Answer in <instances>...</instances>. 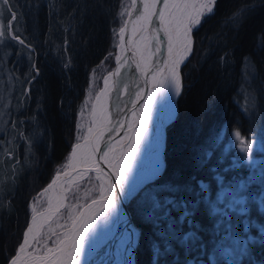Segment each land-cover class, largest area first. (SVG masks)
<instances>
[{"label": "snow or ice", "instance_id": "obj_1", "mask_svg": "<svg viewBox=\"0 0 264 264\" xmlns=\"http://www.w3.org/2000/svg\"><path fill=\"white\" fill-rule=\"evenodd\" d=\"M139 2L143 12L137 20H151L155 14L168 42V56L159 63H153L148 70L150 79L146 76L144 81L147 90L140 88L132 93L131 103L136 105L132 112L135 120L125 124V130L117 141L118 155L110 157L109 151H104L98 157L107 161L108 168L93 160L95 172L99 174L95 178L91 174L80 173L81 180L89 187L76 185L77 190L84 189L85 194L84 203L78 208L71 202L80 198L75 192L67 197L68 205L61 203L52 210L49 202L48 211L52 213L49 221L53 216L58 219L49 228L42 245L39 234L33 235L35 217H29L27 212L22 233L11 234L15 236V242L0 223V259L3 264H85V261L89 264H135L136 250L145 235L132 224L128 208L149 225L146 243L151 252V264H162V261L164 264H264V258L257 259L254 254L259 249L260 256L264 257V222L252 214L255 210L257 215L264 217V161L253 160L255 137L242 135L237 120L235 130L231 132L230 145L220 150L224 139L222 131L193 144L181 170L173 172L166 180L163 177L168 164L161 156V149L165 146L164 127L176 116V98L184 94L186 87L183 83L184 66L207 40L210 51L205 53V57L215 55L213 66L217 72L227 71L234 63L230 57L235 56L238 47H230V41L239 36L250 16L258 10L264 12V0H231V7L224 10L217 20L220 31L214 32L211 38L207 35L199 37L198 33L208 19L217 15L222 0ZM136 4L137 0H131V5ZM42 8H47L52 18L66 13L69 28L65 33L76 31L61 37L57 22L52 32L38 33L44 37L43 40L35 37L30 40L24 36L21 22L26 23L31 16L33 31H36L37 17ZM68 8L72 9L70 13ZM89 13L111 17L113 24L120 21V26L110 31L111 40L118 35L119 41L110 43L112 51L100 60V64H107L115 54L117 67L104 77L105 88L97 93L99 99L101 94L111 92L109 77H119L125 65L134 63L137 70L144 71L141 62L136 60L135 49L128 58L119 54L129 24L128 20L120 18L125 14L131 15L124 0H72L68 4H62L61 0H44L43 3L39 0H25V3L0 0V156L3 157L0 160V221L15 209L19 183L31 170L23 153L8 145L24 147L27 144L28 159L32 160L38 136L36 130L42 126L38 119L42 100L36 101V115H28L32 111L28 106L32 100V85L38 83L42 76L38 49H46L62 72H72L76 58L72 45L77 43L75 36ZM133 31H137L135 22ZM152 31L159 29L153 28ZM53 37L60 43L54 45ZM259 40L260 47L264 48V27L259 29ZM133 44L129 36L128 45ZM86 46L81 42V47ZM13 57L17 59L13 60ZM242 62L247 68L238 94L244 97V104L241 105L236 98H233V103L251 122L252 117H259L257 110L264 109V89L248 91L249 77L255 79V75L247 70L251 68L247 56ZM18 77L28 85L20 90L19 96L9 83H15ZM12 100H15V108ZM115 123L119 125L122 121L117 119ZM75 127L80 130L82 126L78 124ZM115 131L117 128L113 127L109 136ZM91 133L92 127L83 130L82 139L87 142ZM80 147L74 142L73 153ZM233 148L239 157H230L229 152ZM95 152V148L91 149L85 160L92 159ZM144 153L150 154L151 164L141 171ZM244 169H247L246 174ZM54 183L55 180L43 191H48ZM61 209L64 210L63 215Z\"/></svg>", "mask_w": 264, "mask_h": 264}, {"label": "trees", "instance_id": "obj_2", "mask_svg": "<svg viewBox=\"0 0 264 264\" xmlns=\"http://www.w3.org/2000/svg\"><path fill=\"white\" fill-rule=\"evenodd\" d=\"M20 2L25 3V0H20ZM39 2L43 3L44 0H39ZM71 2L72 0H61L62 4ZM230 7L231 0H222L217 15L207 20L200 28L198 36L207 35L211 38L214 32L220 31L217 20L224 14V10ZM71 11L72 9L68 8L67 12ZM37 19L36 31H33L34 25L31 16L27 18L26 23L21 22L23 25L21 31L30 40L33 37L43 40L44 37L38 33L40 31L52 32L56 29L57 22L60 25L61 37H64L65 34L72 35L76 31L73 29L72 32L65 33V30L69 28V16L66 13L52 18L48 14V9L42 8ZM119 26V20L113 24L111 17L89 13L88 18L79 27V34L75 36L77 43L72 45L76 58L74 68L70 73L62 72L53 57L47 54L46 49H38L42 76L38 83L32 85V100L28 105L32 109L28 115H36V101L42 100L38 116L42 126L36 130L38 136L35 139L36 146L32 150L34 158L28 159L27 144L24 147H20L18 144L8 145V147L23 153V158L28 161L31 169L19 183L15 209L0 221L7 228V235L11 237L12 242H15V236H11V234L23 231L26 212L30 216V201L33 196L49 182L55 171L62 166L76 140L77 112L86 93L92 70L98 67L102 74L111 69L114 64L115 54L107 64H100V60L112 51L110 43H116L117 37L115 40H111L110 31ZM261 27H264V12L258 10L257 13L249 17L245 26L241 28L239 36L230 41V47L232 45L238 47L235 56L230 57L234 63L229 66L227 71L217 72L213 66L216 60L215 55H212L211 58L205 57V53L210 51L207 40L198 48L197 54L184 66L183 83L186 86L184 94L177 98V114L165 127L164 159L168 164V170L163 179H169L173 172L181 170L193 144L221 131L224 134L220 145L222 151L231 141L229 135L235 130L237 120L241 125L242 135L246 138L256 134L264 137V109H258L259 117H252L250 122L249 117L241 112L236 103H233V98H236L241 105L244 104V97L238 94L247 68V65L242 62L244 56L249 58L251 64V68L247 70L255 75V79L249 77L248 91L264 89V48L260 47L259 40ZM81 42L86 43L87 46L81 47ZM58 43L60 41L53 37V44ZM212 43L214 44L215 41ZM15 59L17 57H13V60ZM8 67L11 68L12 65L9 64ZM15 74L18 76V73ZM9 83L16 89L17 96L22 88L28 87L27 84L22 83V78L19 77L15 83L11 81ZM0 87H2V82H0ZM11 103L15 108V100H12ZM7 118L5 116V120ZM25 127H29V125H25ZM45 129H47L46 132ZM229 155L236 157L238 152L233 148ZM2 159L3 157L0 156V160ZM214 191L215 185H213ZM25 201L28 203L25 204ZM129 210L133 221L145 235V239L141 240L140 246L136 250V264H151V252L146 243L149 225L145 224L131 208ZM252 214L258 221L264 222V217L257 215L255 210ZM259 252L260 250L257 249L254 253L257 259L264 258L260 256ZM168 260L170 261L171 257ZM0 264H3L2 259H0ZM162 264H164L163 261Z\"/></svg>", "mask_w": 264, "mask_h": 264}, {"label": "bare ground", "instance_id": "obj_3", "mask_svg": "<svg viewBox=\"0 0 264 264\" xmlns=\"http://www.w3.org/2000/svg\"><path fill=\"white\" fill-rule=\"evenodd\" d=\"M137 3L139 5V11H140L134 19L135 28L137 29V31L135 32L133 31V24H132L130 26V33L132 35V40L134 41L133 46L136 49V51L139 52L140 50H143L142 58L144 64H141V66L142 69H144V71L141 72L137 70L135 68V64L133 63L131 67L130 64L122 67L121 75L118 78L116 76H113L114 80L116 78L117 80H122L120 84L122 92L118 100L117 108L120 111V120L121 121L127 120V122L135 120V117L132 115V112L136 108V105L131 103L132 93H134L137 89L140 88H144L145 91L147 90L144 81L146 76H148V78L150 79V76L148 75V70L152 67L153 63H159L168 56V51H167L168 42L163 33V26L160 25L159 21L155 18V14H153L151 20H145V19L137 20V17L143 12V7L140 4L139 0H137ZM154 23L155 26L159 25L162 29L155 32L152 31L153 28H156L155 26H153ZM141 28L143 29L142 31H140ZM126 52H128V50ZM153 53H155V55H153ZM139 54L141 53L139 52L138 55ZM130 72H132V75L130 74ZM113 79L109 77V86L111 88V92L106 94H101L99 99H97L96 96L93 102V104L95 103V114H93V105H92L91 113H90V124L87 126V128L92 127V133L89 135L88 141L85 142L82 138L76 141V143L80 144L81 147L76 149L74 153L71 147L65 165L63 166V168L57 171V173H60V175L59 176L55 175V177L53 178V180H55L53 186L51 188H48V191L46 192L44 191L46 194V203L41 208L33 209V211L31 212L30 217H35V219L33 220L34 229H38L42 225V223L46 219H48L50 215H52L51 211H48L49 202L51 204L52 210L57 209L61 203L65 204L71 188L81 181L80 173L84 172L86 175L93 173V171L90 172L91 171L90 170L88 172L87 170L89 167L95 166L93 160H95L96 163H98L97 146L101 139L104 124H106L107 120L110 117V113L112 111L111 104L113 102L114 90H115ZM103 88H105L104 81L101 89ZM126 107L130 108V110L126 111ZM93 120L95 121V123H92ZM164 131H165V127H164ZM118 140H112L109 144V148L106 150L109 151L110 157L114 155H118V149H119V144L117 143ZM93 148L96 149L95 154L93 155L92 159L86 161L85 160L86 154L89 153ZM163 151H164V147L161 149L162 159H164ZM150 164H151L150 154L144 153L142 155L140 170L143 171L145 168L150 166ZM100 165H102V167L105 168L110 167L107 164V161L104 160L101 161ZM64 173H67V175H64ZM53 180L49 184H52ZM70 180L73 181L72 184L69 183ZM47 187L48 185L45 188ZM85 264H89V262L85 261Z\"/></svg>", "mask_w": 264, "mask_h": 264}, {"label": "rangeland", "instance_id": "obj_4", "mask_svg": "<svg viewBox=\"0 0 264 264\" xmlns=\"http://www.w3.org/2000/svg\"><path fill=\"white\" fill-rule=\"evenodd\" d=\"M125 5L128 6V10L130 11V1L126 0L125 1ZM126 16L127 14H125L122 17V20H126ZM119 41V36L117 35V42ZM123 53V47H121V49L119 50V54ZM115 55H114V64L111 67V69L107 70L106 72H103L101 74V69H99L98 67H95L91 74H90V80H89V84L88 87L86 89V93L84 95V98L82 99L78 112H77V122L76 125H81V129L76 131V141L80 140L83 137V130H85L87 128V126L90 124V113H91V108L93 105V102L97 96V93L100 91V89L103 86V78L106 74H108L112 69H114L115 66ZM82 113V114H81ZM230 140H231V133L229 135ZM253 137L248 136L247 138H251ZM255 137V147L253 150V160H261L264 161V137L260 134H256L254 135ZM231 141L227 144L230 145ZM72 147V146H71ZM71 149V148H70ZM69 152L67 154L66 159L68 158ZM236 157H239V153L238 155H236ZM66 160L63 162L62 166L59 167L58 170L55 171V173L57 171H59L61 168H63V166L65 165ZM258 168L260 167L259 165L257 166ZM247 172V169H244ZM246 172L244 174H246ZM93 176V178H95L98 174L97 173H92L91 174ZM78 184H84V187L87 188L89 187V185L85 182V181H80L78 182L76 185ZM76 185H74L69 194L68 197L71 196L72 193H77L78 196L80 197L78 200L73 199L71 202L73 204L76 205V207L78 208L80 205H82L84 203L85 200V194H84V189H79L77 190ZM44 188V187H43ZM43 188H41L38 192L35 193V195L33 196V199L30 201V215L31 212L33 211V209H39L42 206H44V204L46 203V194L43 191ZM69 204V199L67 198V201L65 203V205ZM75 211V209H73ZM64 214V210L61 209V215ZM30 217V216H29ZM58 217L53 216L52 217V221H48L44 224V226L42 227L41 231L38 233V239L40 241V244L42 245L46 239V234L49 231V228L54 226V223L57 221ZM60 223H65L64 220H59ZM68 226L70 227V223L68 224ZM62 231V230H59ZM32 251V248L30 247V252ZM42 254V252L40 253Z\"/></svg>", "mask_w": 264, "mask_h": 264}, {"label": "water", "instance_id": "obj_5", "mask_svg": "<svg viewBox=\"0 0 264 264\" xmlns=\"http://www.w3.org/2000/svg\"><path fill=\"white\" fill-rule=\"evenodd\" d=\"M130 5H131V0H130ZM129 12L131 13V15H127V16H126V20L129 21V24H128V27H127L126 32L124 33V35H125V40H124V44H123V46H122V47H123V53L121 54V56H122V57H125V58L130 57L131 54H132L133 49H135L133 45H131V46L128 45V37L131 36V38H132V35H131V33H130V26L133 24L135 17H136V16L138 15V13L140 12V11H139V5H138V3H137L136 5H131V7H130V11H129ZM153 26H155V23H154ZM155 27L158 28L159 30L162 29L159 25H158V26L156 25ZM145 32H146V31H145ZM144 46H145V45H144ZM125 49H127L128 52H126ZM135 50H136V49H135ZM142 51H143V50H140V51H139V52L141 53V54H139V55H138L139 52L136 51V57L138 58V59L136 58V60H137V61H140L141 64H142V62H143ZM123 55H124V56H123ZM131 65H132V64H130V67H131ZM116 67H117V62L115 63L114 69H115ZM114 69H112L111 71H114ZM130 69H131V68H130ZM111 71H110V72H111ZM130 74L132 75V72H130ZM113 78H114V77L112 76L111 79H113ZM117 78H118V77H117ZM117 78H116L115 80L113 79V80H114V86H115L114 89H115V90H114V98H113V102H112V104H111L112 111H111V113H110V117H109V119L107 120L106 124H104L103 130H102L101 139H100L99 144H98V146H97V154H98V157L102 156V155H103V152L106 151V150L109 148V144H110V142H111L112 140H118V139L120 138V136L123 134V132H124V130H125V124L127 123V120H122V123H121L120 125H117V124L115 123V121H116L117 119L120 120V111H119L118 108H117V104H118V100H119L120 94H121V92H122V91H121V86H120L122 80H117ZM129 110H130V108H127V107H126V111H129ZM110 121H111V123H110ZM113 127H116V128H117V131H115V132H111V135L109 136V132H110V130H111ZM164 133H165V131H164ZM101 161H103V160H99V159H98V163H99V164H101ZM101 166H102V165H101ZM90 170H91V171H95V166H94V167H89L87 171L89 172ZM56 174H57V173H54V175L52 176V178L50 179V181L48 182L47 185H49V183L53 180V178L55 177ZM47 185H45V187H46ZM45 187H44V188H45ZM127 211L129 212V215L131 216L129 208L127 209ZM48 221H49V219H46L38 229H35V232L33 233V235H37V234L40 232V230L42 229V226H43L46 222H48ZM131 222H132L133 225H135V226L139 229V227L134 223V221H133V219H132V216H131ZM135 255H136V253H135ZM135 264H136V259H135Z\"/></svg>", "mask_w": 264, "mask_h": 264}]
</instances>
